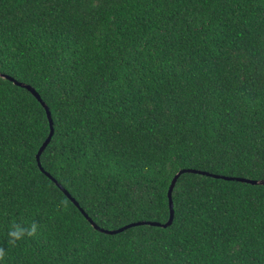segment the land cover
<instances>
[{
	"label": "trees",
	"instance_id": "16d2710c",
	"mask_svg": "<svg viewBox=\"0 0 264 264\" xmlns=\"http://www.w3.org/2000/svg\"><path fill=\"white\" fill-rule=\"evenodd\" d=\"M0 73L100 228L166 222L179 169L264 178V0H0ZM48 132L0 77V264H264V184L182 173L170 225L106 234Z\"/></svg>",
	"mask_w": 264,
	"mask_h": 264
},
{
	"label": "water",
	"instance_id": "95a60500",
	"mask_svg": "<svg viewBox=\"0 0 264 264\" xmlns=\"http://www.w3.org/2000/svg\"><path fill=\"white\" fill-rule=\"evenodd\" d=\"M0 77L5 78V79L11 81L13 84L28 90L36 98V100L42 105V107L45 110L46 117H47V120H48V125H49V132H48L46 138L43 140V142L39 146V148H38V150L36 152V155H35L37 165H38L39 169L41 171H43V168L40 165L39 156H40L41 152L44 150V148L46 147V145L48 144V142L50 141V138H51V136L53 134L52 119H51V116H50L49 109H48L47 105L42 101V99L39 96V94L30 85H28L26 83H23V82H19V81L15 80L14 78H12V77H10V76H8L6 74L0 73ZM189 172L190 173H200V174L208 175V176H211V177H214V178H221V179H225V180H236V181H240V182L249 183V184H252V185L264 184V178L263 179H259V180H255V179H248V178H244V177L222 176V175L212 174V173H208V172H204V171H199V170H196V169H188V168L179 169L174 174V176L171 178L170 183H169L168 188H167V199H168L169 215H168V219L166 220V222L159 223V222H156V221H145V220H142V221H136V222H131V223L125 224V225H123V226H121L119 228H116V229L108 230V229H103V228H100L99 226H97L91 220V218H89L87 216V214L81 208H79L78 203L69 195V193L59 183H57L52 177H50V175L48 173H45V172L44 173L47 176H49L56 183V185L60 188V190H62V192L74 203V205L77 206L80 209L81 213L89 221V223L92 225L93 228L97 229L100 232H104L106 234H115V233L121 232V231H123V230H125V229H127L129 227L137 226V225H143V224H147V225H151V226H160V227H166V226L170 225L171 222H172L173 213H174V211H173V203H172V198H171L172 189H173L174 184H175L177 178L179 177V175L182 174V173H189Z\"/></svg>",
	"mask_w": 264,
	"mask_h": 264
},
{
	"label": "clouds",
	"instance_id": "9594fccd",
	"mask_svg": "<svg viewBox=\"0 0 264 264\" xmlns=\"http://www.w3.org/2000/svg\"><path fill=\"white\" fill-rule=\"evenodd\" d=\"M61 205L67 208V201H61ZM40 225L35 220L31 223L12 222L7 230L6 241L8 248L16 247L17 243L23 240L25 237H35L39 231ZM7 250L4 247H0V260H4Z\"/></svg>",
	"mask_w": 264,
	"mask_h": 264
}]
</instances>
